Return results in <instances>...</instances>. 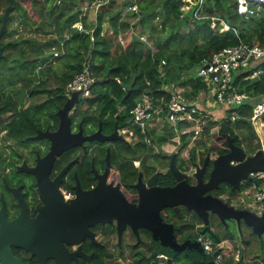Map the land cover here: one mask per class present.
Masks as SVG:
<instances>
[{
    "label": "flooded vegetation",
    "instance_id": "af4514ba",
    "mask_svg": "<svg viewBox=\"0 0 264 264\" xmlns=\"http://www.w3.org/2000/svg\"><path fill=\"white\" fill-rule=\"evenodd\" d=\"M8 3L9 0L2 1L0 13ZM3 34L0 36L2 47ZM38 96L39 93L0 91V231L1 223H36L37 239L47 234L53 241L60 238L63 251H58V247L54 251L56 256L48 254L45 264H55L57 257L67 258L70 264H208L210 261L204 260L205 255L209 254L210 260L214 261L217 250L227 261V251L220 246L228 247L231 240L248 236V232L253 231L243 218L238 224L234 217L221 218L210 208L205 210L204 216L184 202L165 203L169 197L164 196L163 189L176 183L169 170L171 152L176 151L175 162L186 172L188 182L194 184L197 182L196 167L208 156L202 174L206 181L213 159L229 150L228 140L226 144L219 142L216 147L204 148L202 159L197 155L192 168L184 163L183 167L180 165L179 150L168 151L158 144L156 153L146 160L130 157L129 161L126 144L135 142L119 132L117 121L112 128L105 129L100 118L89 120L81 96L66 112L69 129L78 141L57 152L52 148L51 134L60 125L58 109L68 95L55 108L49 105V98L54 94L46 92L43 100L38 98L46 100L45 103L39 108L33 107L36 102H41L37 100ZM10 103L17 106L9 107ZM98 129L97 136L87 138L86 135ZM114 131L122 138L104 137ZM241 146L248 152L244 144ZM220 148L226 150L220 151ZM253 178L255 180L256 176ZM248 180L251 179L240 182V189L230 184L235 189L230 193L223 191L222 184L226 181L220 180L217 186H211L203 194L220 196L239 209H252L249 203L253 205L254 199L250 202L246 197H253L255 189L254 185L247 184ZM106 186L114 192L120 190L133 209L140 206L147 210L139 218L133 213L127 214L128 217L131 215L130 219H125L122 214L99 218L104 200V195L99 192L105 194ZM96 187L102 198L89 196L88 191ZM81 193L85 206L79 203ZM146 194L148 202L140 204ZM89 212L94 215L89 216ZM201 237L212 239V252L202 247ZM217 237L222 240L217 241ZM10 249L23 264H40L38 254L26 246L11 244ZM237 249L240 256L241 248ZM58 264H65V261Z\"/></svg>",
    "mask_w": 264,
    "mask_h": 264
},
{
    "label": "trees",
    "instance_id": "16d2710c",
    "mask_svg": "<svg viewBox=\"0 0 264 264\" xmlns=\"http://www.w3.org/2000/svg\"><path fill=\"white\" fill-rule=\"evenodd\" d=\"M27 1L29 6L24 5V0H18L9 13L3 37L17 28L9 26L14 16L24 26L47 33L48 36L12 35L3 39L0 91L39 93L38 101L45 92L54 94L49 98V105L55 108L67 97V81L88 65L94 81L91 94L82 100L86 104L85 113L89 120L100 118L105 129L108 126L112 128L114 121L119 125L129 123V109L144 92L167 96L166 90L161 87L163 83H174L188 98L200 101L206 82L195 73V66L203 56L239 39L264 46V12H239L237 0H203V15L200 17H194L189 12L186 17H180L182 0H119L118 4L117 0H98L95 19L91 22L87 21L88 7L84 4L95 0ZM129 2H136L137 10L127 8L126 12L122 5ZM79 19L88 31L79 30L73 25ZM221 20L226 21L229 27L219 29ZM106 21L109 25L107 30H103ZM137 23L148 33L151 41H144L132 34L124 43H120L117 32L122 31L127 35ZM54 50L57 53L54 54ZM161 58H166L164 75L159 68ZM47 60L49 62L43 64ZM254 66L264 69V56ZM254 66L250 68L249 65L246 69L242 67L243 70L234 75L236 89L247 94L245 101L230 105L220 113L216 107L211 109L201 106L202 110L195 112L191 119L176 123V129L160 120L152 128V144L146 143L141 136L135 143L126 144L129 161L130 157L146 160L149 155L156 153L158 144L168 151L179 150L182 159L180 165L183 167L184 163L186 167L192 168L197 155L202 159L205 149L216 147L219 142L226 144L229 135L236 143L244 144L248 151L255 150L257 143L254 141L256 136L251 114L255 100L264 94V70L259 75H250ZM8 99L10 102L13 100L11 96ZM42 100L33 107H41L46 101ZM16 106L9 104V107ZM205 111H214L212 115L219 114V118L204 115ZM231 113L235 114V118L230 117ZM200 120L201 131L193 134ZM136 130L141 135L137 127ZM208 137L213 139V143L208 142ZM219 150L225 151L226 148ZM255 181L248 180L247 184L257 189L264 183V177H256ZM222 186L223 191L228 193L235 191L228 182ZM241 186L245 187L244 184ZM251 234L259 240L258 251L252 255L253 258L243 263L244 248L251 241L250 236H244L240 240H231L228 247L220 246V249L227 251V262L264 264V237L257 236L254 231ZM216 240L222 239L217 237ZM239 247L242 253L235 260L232 253Z\"/></svg>",
    "mask_w": 264,
    "mask_h": 264
},
{
    "label": "built area",
    "instance_id": "2783aa9c",
    "mask_svg": "<svg viewBox=\"0 0 264 264\" xmlns=\"http://www.w3.org/2000/svg\"><path fill=\"white\" fill-rule=\"evenodd\" d=\"M264 0H237V9L239 12L246 14L255 13L258 10L256 4L262 5ZM203 0H182L180 3V17H186L187 13H192L194 17L203 15ZM127 8L137 10L136 2H129ZM222 25L229 27L226 21L221 20ZM79 30H86L83 22L79 19L73 23ZM224 29V28H222ZM91 31V29H90ZM136 31L125 34L118 31L116 36L120 43H124ZM137 36L144 40H148V34L143 31H138ZM54 54L57 50H54ZM264 46L255 42H247L243 39L225 45L214 53L203 56L195 66V73L206 82V88L201 91V100L188 98L182 90H178L174 83H163L162 88L166 90L165 94L155 95L149 92H144L134 102L129 109L130 121L127 124L119 125V132L122 133L128 140L135 142L143 139L147 143L153 141L152 128L161 120H164L167 125H173L176 129V123L181 120L191 119L195 112L202 110L201 106L210 108L211 106H218L216 111L223 112L226 107L246 100L247 94L236 89L233 81L235 73L243 70L242 67L250 68L259 60L263 59ZM166 63V58H161L159 68L164 75L163 65ZM249 68V69H250ZM262 66H254L250 75H259L263 72ZM94 81V75L88 65H85L78 71L65 85L66 95H70L72 90L79 89L80 96L86 97L91 94V86ZM124 87V86H123ZM209 96V97H208ZM214 99L215 104L210 105L206 103L207 99ZM213 102V103H214ZM210 111H205L204 115H211ZM163 115V116H160ZM264 115V94L255 100L252 107L251 120L254 122L256 118H261ZM230 117L235 118V114L231 113ZM159 126V125H158ZM136 127L140 130L141 135L138 134ZM202 128V121L200 120L193 129L194 133H199ZM141 136V137H140ZM253 176L264 177V171L251 172ZM253 206L258 208L257 211L264 210V183L262 186L255 189L253 194ZM264 237V232L262 233ZM201 245L208 252L213 251L214 243L209 237H201ZM239 249L233 254V259H238ZM214 261L217 264H229L224 258V255L217 250L214 253Z\"/></svg>",
    "mask_w": 264,
    "mask_h": 264
},
{
    "label": "water",
    "instance_id": "95a60500",
    "mask_svg": "<svg viewBox=\"0 0 264 264\" xmlns=\"http://www.w3.org/2000/svg\"><path fill=\"white\" fill-rule=\"evenodd\" d=\"M16 2L17 0H9V3L4 8L1 17L0 36L4 32L9 13L15 7ZM2 55L3 47L0 44V57ZM80 92L79 89L72 90L71 94L66 98L64 105L58 109V113L61 114V122L58 129L52 132V134L50 133L53 138L52 148L57 152L60 151L61 148L78 141L75 139L77 136L69 129V119L66 112L67 109L81 97ZM98 131L99 129L95 133L86 135L87 138L97 136L96 134H98ZM255 136L257 140V148L248 152H246L241 145L235 143L232 136H227L229 150L218 154L213 159V165L209 171V178L204 181L202 174L208 162V156H206L202 164L196 167L194 175L197 177V182L194 184L188 182L186 172L182 171L175 162L174 154L176 151H172L169 170L176 179V183L163 189L164 196L169 197V200L165 201V203L171 205L173 204V200H175V203L184 202L204 216L205 210L210 208L211 210L216 211L221 218H224L225 216L234 217L238 224L240 223L241 218H243L258 236L262 235L264 232V210L259 212L250 208L239 209L220 196L213 195L212 193L203 194V192L211 186H217L220 180L228 182L237 189H240V182L243 179H251L255 182L251 172L264 171V146L260 136L256 132ZM104 137L109 139L122 138V136L116 133V131L110 134H105ZM53 153L54 152L52 151V154ZM104 189L105 194L102 191L99 192L104 195L103 208H101L102 215L99 216L101 219L109 218L110 215L113 214H116L117 216L122 214L125 219H130L131 215H129L130 218L127 216V214L130 213H133L135 218H139L141 217V213L147 210V208L142 209L140 206H138L136 210L133 209L131 203L128 202L120 190L114 192L110 190L109 186H106ZM88 192L90 197L99 196L102 198V195H99L97 192V187ZM146 197H148L147 194L142 197L140 204H146L148 202V198ZM246 198L250 202L253 200V197L247 196ZM83 200L84 198L81 193L79 203L80 205L85 206ZM134 212H137L136 216L134 215ZM88 214L89 216L94 215L91 212ZM204 219L207 221V216L204 217ZM1 226L0 261L2 264H23L18 257L13 255L10 249L11 244L26 246L31 249L33 253H37L40 257V264H45V257H47L48 254L56 256L54 251L57 250L58 247H60L58 251H63L60 238L53 241V239L49 238L51 236L50 234H47L45 237L43 236L42 239L36 238V223H1ZM210 258L211 256L207 254L204 257V260H209L210 262L208 264H216L212 259L210 260ZM59 261H65V264H70L68 263L67 258L59 259L58 257L55 264H58Z\"/></svg>",
    "mask_w": 264,
    "mask_h": 264
},
{
    "label": "rangeland",
    "instance_id": "374dc122",
    "mask_svg": "<svg viewBox=\"0 0 264 264\" xmlns=\"http://www.w3.org/2000/svg\"><path fill=\"white\" fill-rule=\"evenodd\" d=\"M50 1H52V2H54V0H50ZM98 0H95V1H93V2H91L90 4H87V3H85L84 4V6L85 7H88L87 8V10H86V13H87V21H89V22H91V21H94V19H95V15H96V12H97V4H98ZM119 3V0H117V4ZM24 5H26V6H29L30 4H29V2L27 1V0H24ZM87 5V6H86ZM255 5H257V7H258V10H259V12H264V6H262V7H260V5L259 4H256L255 3ZM122 7H123V9L126 11V12H128V9H127V4H125V5H122ZM13 13H14V15L16 14V11L14 10L13 11ZM130 17H134V15H131ZM108 25H109V23L106 21L105 23H104V25H103V30H107V28H108ZM9 26L10 27H17V28H13L12 29V31H11V33L10 34H7V36H5V37H3V39H6L7 37H11L12 35H14L15 37H20L21 35H35V37L37 36V37H39V38H43V37H47L48 35H47V33H44V32H41V31H35V30H33V29H30V28H28V27H26V26H24L23 25V23H21L20 21H19V19L17 18V17H12V19H11V21H10V23H9ZM226 26L225 25H220V27H219V29H222V28H225ZM134 30L136 31L134 34L135 35H137L136 33L138 32V31H143V32H145L144 30H142L141 29V26H139V24L137 23V25L136 26H134ZM147 33V32H146ZM148 34V33H147ZM151 38L153 39V37L151 36ZM148 40L149 41H151L150 40V37H149V35H148ZM49 61L47 60L46 62H44L43 64H46V63H48ZM209 97V96H208ZM211 97V96H210ZM214 102V99L211 97V99H207V101H206V103H208V104H210V105H214L215 104V102ZM211 109H213V108H215V105L214 106H211L210 107ZM216 108H218V106H216ZM208 110V109H207ZM212 113H215L214 111L213 112H211L210 114L212 115ZM212 116H215V117H218L219 118V114H213ZM264 119V118H263ZM263 119H261V118H256L255 119V121L253 122L252 121V123H253V127H254V130H255V132L260 136V138H261V140H262V143H263V146H264V120ZM208 142H211V143H213V139L211 138V137H208ZM256 143H257V140H256V138H255V140H254ZM218 144V143H217ZM257 148V147H256ZM255 148V149H256ZM249 206L250 207H252V209L254 208V210L255 211H257L258 210V208H256V207H254L252 204H250L249 203ZM246 231H249V229H246ZM250 236V240L251 241H249V246H246L245 248H244V255H243V263L244 262H246L248 259H251V258H253V256L252 255H254L255 254V252H257L258 251V249L257 248H259V240L258 239H256V237L254 236V234H251V232L249 231L248 232V236L247 237H249ZM258 236V235H257ZM259 238V237H258ZM241 242H239L238 244H240ZM241 248H243V246L241 247ZM236 250V249H235ZM234 250V251H235ZM241 253H242V251H241Z\"/></svg>",
    "mask_w": 264,
    "mask_h": 264
}]
</instances>
